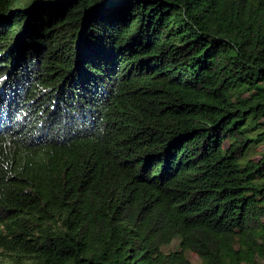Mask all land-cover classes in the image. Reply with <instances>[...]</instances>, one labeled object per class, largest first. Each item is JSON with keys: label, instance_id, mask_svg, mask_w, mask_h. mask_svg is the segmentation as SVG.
Masks as SVG:
<instances>
[{"label": "trees", "instance_id": "obj_1", "mask_svg": "<svg viewBox=\"0 0 264 264\" xmlns=\"http://www.w3.org/2000/svg\"><path fill=\"white\" fill-rule=\"evenodd\" d=\"M0 247L264 264V0H0Z\"/></svg>", "mask_w": 264, "mask_h": 264}, {"label": "rangeland", "instance_id": "obj_2", "mask_svg": "<svg viewBox=\"0 0 264 264\" xmlns=\"http://www.w3.org/2000/svg\"><path fill=\"white\" fill-rule=\"evenodd\" d=\"M7 251L0 247V262H7L9 261V256H7ZM196 258V257H195Z\"/></svg>", "mask_w": 264, "mask_h": 264}]
</instances>
